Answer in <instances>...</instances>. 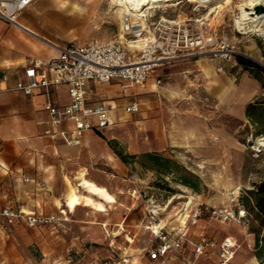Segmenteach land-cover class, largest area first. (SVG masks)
<instances>
[{
	"label": "rangeland",
	"instance_id": "374dc122",
	"mask_svg": "<svg viewBox=\"0 0 264 264\" xmlns=\"http://www.w3.org/2000/svg\"><path fill=\"white\" fill-rule=\"evenodd\" d=\"M63 1L68 6L65 10L61 7ZM110 1L37 0L23 12L22 18L30 20V26L44 37L40 40L46 44L106 42L119 29ZM193 8L192 4L182 2L166 11L155 9L150 15L185 20L205 13L204 9L195 13ZM233 12L225 14L218 23L212 22L210 27L235 43L244 58L264 67V33H236L232 25L237 10ZM224 63L223 72L233 75L236 81L243 69L236 59ZM161 80L163 86L172 79L164 74ZM181 86L183 92L174 96L156 95L144 101L140 98L145 103L141 111L122 117L125 122L117 118V126L103 138L125 155L150 152L173 159L192 175L189 179L197 183L196 190L173 180L170 174L161 175L149 166H142L138 159L129 160L130 164L125 165L116 158L120 166L113 168L116 173L107 180L110 191L116 195V204L106 213L78 208L57 227L30 229L16 225L10 230L0 227V264H91L110 254L111 249L120 254L129 248L135 255H142L153 238L150 230L144 231L140 226L148 224L149 209L160 206L158 218H162L169 211L181 210L189 196L193 197L192 207L203 202L206 208L197 224L189 226L190 239L196 240L205 234L217 245L205 257L195 260V264H218V245L225 238L237 245L234 264H264L255 256V238L251 233L255 223L220 222L211 219L208 213L210 209H235L229 202L234 188L240 187L241 192L251 190L264 181V144H261L264 141H260L264 136L254 137L258 127L246 116L238 115L240 106L236 104L234 88L222 99L210 95L200 83L189 89H186L187 82ZM129 101L127 97L116 98L115 105L119 110L120 102L124 105ZM98 165L100 172H96L107 179L110 172L106 171V175L102 172L103 164ZM119 224H123L124 231L115 235L120 232ZM126 236L133 239L132 245H128ZM111 241H114L113 248L109 246ZM183 257L194 261L190 248H185ZM178 260L181 256H177Z\"/></svg>",
	"mask_w": 264,
	"mask_h": 264
},
{
	"label": "crops",
	"instance_id": "0c3cea01",
	"mask_svg": "<svg viewBox=\"0 0 264 264\" xmlns=\"http://www.w3.org/2000/svg\"><path fill=\"white\" fill-rule=\"evenodd\" d=\"M64 2L66 1L61 3ZM75 7L77 6H73V9H76ZM22 15L23 13L19 17L21 25L35 31L29 24L30 20L23 19ZM24 32L0 21V210L10 208L24 213L61 216L58 204L66 188L64 177H68L75 183V176L85 168L89 179L105 186L110 191V184L107 180L110 176L114 177L113 174L116 172L113 168L120 165L116 159L118 157L103 136L111 133L117 123L110 129H91L80 146L66 145L65 138L71 127L70 124L58 127L61 134L56 137L45 135L44 130L47 127L45 104L48 100L59 106L67 104L69 102L67 89L64 85H59L52 87L48 93L40 89L31 95H25L15 89L17 81L25 82L26 80L25 68L31 65H46L57 56L52 47L40 40L44 37L38 32L35 31L38 36ZM255 55L260 57L259 53ZM224 65L222 61L209 62L203 58L179 61L155 69L147 79L144 88L140 90L128 91L122 89L119 82L112 81L105 84L89 83L88 94L93 102H102L112 109L116 121L119 118L121 122H125L126 120L123 121L122 117L141 111L145 105L142 99L144 101L156 95L164 98L166 94L174 96L183 92L181 85L184 83L187 82L186 89L194 88L196 83H200L210 95L222 99L228 96L230 90L234 88L236 104L240 106L238 115L245 117V105L253 99L264 96V74L256 79L243 70L236 82L233 75L217 70L218 67L223 68ZM166 70L168 71L165 72ZM164 74H168L172 80L161 86V83L157 84L156 81H162L161 76ZM216 84L217 88L214 86ZM124 97L130 101L124 105L120 102L121 109L118 110L115 99L122 100ZM134 102L139 104V111L126 113L125 107ZM99 163L103 164L104 171L102 172L106 175L108 173L106 171L110 172L107 179L100 176ZM165 216L166 213L160 218L161 224L163 223L168 228H174V225L178 224L172 223V219L168 220L167 217L163 220ZM140 226L142 230H148L147 225L140 224ZM0 227H2L1 222ZM121 232L123 231L120 230L119 234ZM188 237L190 239L189 231ZM127 243L132 245L128 241ZM113 244L114 241H111L108 245L113 248ZM153 244L155 241L152 238L149 246ZM185 248H190L192 251L191 245L186 244L181 251L170 255L169 264L192 263L193 261H186L183 257ZM111 255L127 258V264L149 263L145 251L142 255H135L128 248V251L117 254L114 249H111V253L107 256ZM177 256H181V260L176 261Z\"/></svg>",
	"mask_w": 264,
	"mask_h": 264
},
{
	"label": "built area",
	"instance_id": "2783aa9c",
	"mask_svg": "<svg viewBox=\"0 0 264 264\" xmlns=\"http://www.w3.org/2000/svg\"><path fill=\"white\" fill-rule=\"evenodd\" d=\"M36 1L27 0L25 3V0H0V21L19 31L26 30L19 17ZM168 19L176 22L166 23L160 16L154 18L150 13L136 22L132 14H124L122 26L112 40L81 45H61L50 41L57 56L46 65H31L25 68V82L19 80L15 84V89L25 95H31L40 89L48 93L52 87L59 85L66 87L69 99L67 104L59 106L49 100L45 104L47 127L44 134L56 137L61 134L58 127L70 124L65 142L67 146L74 147L82 144L91 129H110L116 125L114 111L102 102L91 100L88 94L89 83L105 84L116 81L121 84L122 89L140 90L144 88L155 69L167 64L200 58L209 62H230L237 56L244 57L238 52L235 43L220 36L216 29L205 24V21L201 20L202 16L181 22H177V18ZM235 30L242 35L240 31ZM217 70L223 72L222 67ZM156 83L160 84L161 81L157 80ZM138 111L137 102L125 107L126 113ZM240 195L241 188H234L229 195V202L235 209H210L208 213L211 219L248 223L246 211L239 202ZM204 209L206 208L203 202H198L193 207L191 203L185 223H179V226L174 228L161 225L158 218L162 210L160 206L149 209L146 228L150 230L155 244L145 250L148 264H169L170 255L181 251L186 244L191 245L194 256V261L189 264H194L200 256L216 248V243L205 234L199 235L195 241L188 237L189 226L197 224ZM63 215L24 213L3 208L0 210V222L2 227L8 230L17 224L30 229L57 227L65 222ZM154 225L157 230L152 229ZM229 239L225 238L218 245V264H234L237 245L231 239L230 243ZM127 263V258L111 255L97 259L91 264Z\"/></svg>",
	"mask_w": 264,
	"mask_h": 264
},
{
	"label": "bare ground",
	"instance_id": "6f19581e",
	"mask_svg": "<svg viewBox=\"0 0 264 264\" xmlns=\"http://www.w3.org/2000/svg\"><path fill=\"white\" fill-rule=\"evenodd\" d=\"M182 2L192 4L194 7L193 12L195 13H198L200 9H204L205 13L201 15V20L205 21L204 23L209 26L212 22H220L225 14L231 13L236 9L237 13L233 17L232 25L235 29L240 31L242 35L255 32L258 34L264 33V14L257 15L253 13L257 5L264 6V0H111L110 3L113 5V12H110L118 20V27L120 28V26H122L121 22L124 14H132L135 21L138 22V19L154 11L152 10L153 8H163V10L165 9L166 11V8H175ZM212 2L214 3L211 4ZM61 7L64 10L67 9V3H62ZM165 11L162 13L164 14ZM160 17L166 23L174 24V22H176V20L171 21L164 15ZM181 21L184 20L177 18V22ZM25 29L26 30H21L38 36L32 29L28 27ZM48 45L52 47V45ZM260 141H264V138ZM74 179L76 181L75 183L68 177H64L66 188L62 199H59L58 208L60 214L67 216L68 214L74 213L80 207H87L97 213H106L110 207L117 203L115 195L105 186H101L88 178L87 169L84 168L79 171ZM186 199L183 208H180L181 210L169 211L166 213L168 220L172 219L171 222L178 224L185 223L188 216L187 210L193 201V197L189 196L186 197ZM67 218L66 220H68ZM105 225L107 224H104V226ZM161 225H163V223ZM117 226H119V230L124 231L123 224ZM152 229L157 230V226L154 225ZM119 233L120 232H117L115 235ZM126 240L133 243V239L129 236H126ZM255 264L257 263L255 262Z\"/></svg>",
	"mask_w": 264,
	"mask_h": 264
},
{
	"label": "trees",
	"instance_id": "16d2710c",
	"mask_svg": "<svg viewBox=\"0 0 264 264\" xmlns=\"http://www.w3.org/2000/svg\"><path fill=\"white\" fill-rule=\"evenodd\" d=\"M236 61L244 71L256 79H259L264 74V67L254 61L241 56H237ZM245 116L253 126L258 127L253 136H264V99H256L248 103L245 106ZM108 144L125 165L130 164L129 160L138 159L142 166H149L161 175L170 174L173 176V180L178 183L194 190L197 189V183L189 179L192 175L180 167L173 159L159 153L150 152L140 156L125 155L117 151L112 143ZM239 202L246 211L248 223L256 224L252 225L253 229L251 231L255 238V256L260 261H264V235L261 234L264 231V181L255 184L251 190H243Z\"/></svg>",
	"mask_w": 264,
	"mask_h": 264
},
{
	"label": "water",
	"instance_id": "95a60500",
	"mask_svg": "<svg viewBox=\"0 0 264 264\" xmlns=\"http://www.w3.org/2000/svg\"><path fill=\"white\" fill-rule=\"evenodd\" d=\"M253 13H254V14H257V15H259V14H264V6H262V5H257V6L254 8Z\"/></svg>",
	"mask_w": 264,
	"mask_h": 264
},
{
	"label": "snow or ice",
	"instance_id": "6c2138e0",
	"mask_svg": "<svg viewBox=\"0 0 264 264\" xmlns=\"http://www.w3.org/2000/svg\"><path fill=\"white\" fill-rule=\"evenodd\" d=\"M27 2V0H25V3Z\"/></svg>",
	"mask_w": 264,
	"mask_h": 264
}]
</instances>
